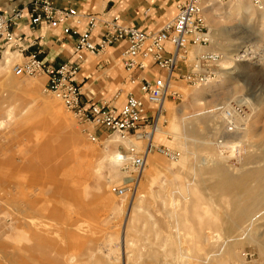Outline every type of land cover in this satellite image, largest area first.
<instances>
[{"label":"rangeland","instance_id":"rangeland-1","mask_svg":"<svg viewBox=\"0 0 264 264\" xmlns=\"http://www.w3.org/2000/svg\"><path fill=\"white\" fill-rule=\"evenodd\" d=\"M204 19L211 43L188 61L218 54L215 76L173 85L121 197L112 189L131 183L146 140L79 124L44 76L14 74L16 49H0V264H264V1L205 0ZM121 72L95 102L124 104ZM7 77L20 93L2 89Z\"/></svg>","mask_w":264,"mask_h":264},{"label":"built area","instance_id":"built-area-1","mask_svg":"<svg viewBox=\"0 0 264 264\" xmlns=\"http://www.w3.org/2000/svg\"><path fill=\"white\" fill-rule=\"evenodd\" d=\"M173 1L176 5L175 17L165 21L154 31L138 30L123 24L116 16L104 15L82 16L86 27L79 31L66 25L70 20H76L78 24L77 11L73 8H56L49 0H34L26 10L31 28L40 24L51 29L60 28L63 36L75 40L73 52L77 62L51 66L32 54L25 58L22 65L14 68V74L25 77L44 76L46 90L62 103L79 124H88L117 134L122 139L132 136L147 142L141 154L128 160L131 174H134L131 183L112 189L119 197L133 190L141 177L150 153L148 145L152 144L153 134L158 128L163 113L162 104L171 96L170 89L178 82L196 87L209 83L215 76V64L220 60L218 54L204 52L197 54L193 61H188L193 48H204L211 43V34L204 19L205 0ZM216 1L227 3L233 0ZM249 1L254 7H260L264 0ZM23 15L22 9L0 14V49H16L22 55L28 48L23 44V38L15 33ZM98 29L101 36L94 42L92 37ZM119 45L123 48L119 62L128 72L126 83L131 86L124 104L116 107L105 102L86 106L81 88L74 81L80 70V63L87 54L98 58L108 49ZM148 64L159 74L158 77L147 79L142 74H136L146 71ZM225 120L228 130H231L230 114L225 115ZM87 136L96 140L93 134L88 133ZM158 150L169 159L176 156L169 150Z\"/></svg>","mask_w":264,"mask_h":264},{"label":"crops","instance_id":"crops-1","mask_svg":"<svg viewBox=\"0 0 264 264\" xmlns=\"http://www.w3.org/2000/svg\"><path fill=\"white\" fill-rule=\"evenodd\" d=\"M34 0H0V14H9L13 9H22L23 19L19 21L15 33L23 38V44L28 48L22 53L23 58L35 54L39 60L51 66L62 63H76L77 59L73 52L75 40L63 36L60 28L51 29L44 24L31 28L26 10ZM59 9L73 8L79 14L78 24L76 20H70L66 25L82 31L86 27V21L82 16H116L120 22L138 30H158L162 24L171 20L176 15V5L173 0H49ZM101 36L100 30L93 34V41L97 42ZM122 46H113L107 56L95 64L85 55L80 63V70L74 81L80 86L82 99L86 106L95 102L102 92L111 94V84L115 88L122 80L119 62ZM3 59V58H2ZM124 70V68H123ZM142 74L147 79L158 77L159 74L151 64ZM129 76V75H128ZM97 85L95 86V84ZM103 85V86H102ZM106 86V87H104ZM110 89V90H109ZM131 89V88H130Z\"/></svg>","mask_w":264,"mask_h":264},{"label":"bare ground","instance_id":"bare-ground-1","mask_svg":"<svg viewBox=\"0 0 264 264\" xmlns=\"http://www.w3.org/2000/svg\"><path fill=\"white\" fill-rule=\"evenodd\" d=\"M207 8H210V5H206ZM4 61L2 60V62H0V71L4 70L6 68V66L9 65L10 63V57H8V54L5 55ZM18 82V81H17ZM17 82L14 81V79L12 77H7L6 79H4V81L2 82V89H4L5 91L9 92L10 95L12 94V96H15L17 93H20L21 91H19V85L17 84ZM166 103V100L163 102L162 104V108H164V105ZM163 111V110H162ZM149 136H146V138H148ZM153 143H149L148 145V149L150 150V152L153 150ZM118 161H122L125 160L124 157H121L118 155ZM144 170V169H143ZM143 172V171H142Z\"/></svg>","mask_w":264,"mask_h":264}]
</instances>
